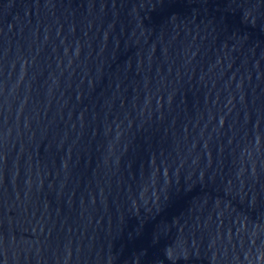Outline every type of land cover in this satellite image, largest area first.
Instances as JSON below:
<instances>
[{"label": "water", "instance_id": "obj_1", "mask_svg": "<svg viewBox=\"0 0 264 264\" xmlns=\"http://www.w3.org/2000/svg\"><path fill=\"white\" fill-rule=\"evenodd\" d=\"M0 264H264V0H0Z\"/></svg>", "mask_w": 264, "mask_h": 264}]
</instances>
